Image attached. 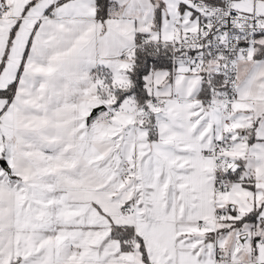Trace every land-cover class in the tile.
I'll use <instances>...</instances> for the list:
<instances>
[{
	"label": "snow or ice",
	"instance_id": "1",
	"mask_svg": "<svg viewBox=\"0 0 264 264\" xmlns=\"http://www.w3.org/2000/svg\"><path fill=\"white\" fill-rule=\"evenodd\" d=\"M0 264H264V0H0Z\"/></svg>",
	"mask_w": 264,
	"mask_h": 264
}]
</instances>
